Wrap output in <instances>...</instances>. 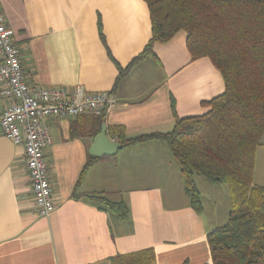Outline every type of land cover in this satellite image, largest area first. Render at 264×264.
<instances>
[{"label":"crops","instance_id":"obj_1","mask_svg":"<svg viewBox=\"0 0 264 264\" xmlns=\"http://www.w3.org/2000/svg\"><path fill=\"white\" fill-rule=\"evenodd\" d=\"M0 13L31 87L81 86L116 98L105 116L48 120L45 157L55 207L47 217L33 213L23 151L0 127V264H212L207 235L227 222L226 185L195 176L196 212L164 142L90 154L103 124L107 138L120 144V134L171 132L173 110L180 119L206 114L205 103L225 90L211 61L191 58L184 31L135 61L151 38L143 0H0ZM133 61L120 76L119 68ZM7 104L0 94V108ZM253 183L264 186V134ZM89 197L124 204L127 217Z\"/></svg>","mask_w":264,"mask_h":264},{"label":"trees","instance_id":"obj_2","mask_svg":"<svg viewBox=\"0 0 264 264\" xmlns=\"http://www.w3.org/2000/svg\"><path fill=\"white\" fill-rule=\"evenodd\" d=\"M148 8L151 38L167 43L179 31L187 34L193 60L207 57L224 81V93L205 103L210 110L180 119L174 114L169 133L125 138L124 146L162 141L179 165L191 207L201 211L194 178L229 189L227 222L207 235L212 264H264V186L254 185L255 156L264 134V0H143ZM99 34L101 26L98 24ZM120 69V76L127 70ZM95 159L90 158L87 169ZM120 220L122 203L89 197ZM185 264V263H184Z\"/></svg>","mask_w":264,"mask_h":264},{"label":"built area","instance_id":"obj_3","mask_svg":"<svg viewBox=\"0 0 264 264\" xmlns=\"http://www.w3.org/2000/svg\"><path fill=\"white\" fill-rule=\"evenodd\" d=\"M0 94L8 104L0 108L2 134L23 151L33 196L32 211L47 217L54 211L46 151L51 144L48 120L81 114L105 116L116 105L111 91L91 92L81 86L31 87L22 70L13 31L0 13Z\"/></svg>","mask_w":264,"mask_h":264},{"label":"water","instance_id":"obj_4","mask_svg":"<svg viewBox=\"0 0 264 264\" xmlns=\"http://www.w3.org/2000/svg\"><path fill=\"white\" fill-rule=\"evenodd\" d=\"M105 125L103 124L101 127L100 133L95 138L91 148L90 154L95 156L100 155H114L116 152L122 148V145L119 143L110 141L105 133Z\"/></svg>","mask_w":264,"mask_h":264},{"label":"rangeland","instance_id":"obj_5","mask_svg":"<svg viewBox=\"0 0 264 264\" xmlns=\"http://www.w3.org/2000/svg\"><path fill=\"white\" fill-rule=\"evenodd\" d=\"M195 179V178H194ZM194 182H195V180H194ZM195 186H196V184H195ZM196 189L198 190V188L196 187ZM198 192H199V190H198ZM199 198H200V194H199Z\"/></svg>","mask_w":264,"mask_h":264}]
</instances>
